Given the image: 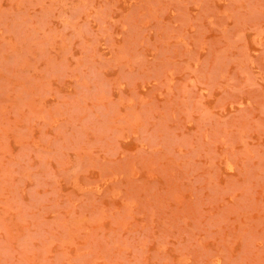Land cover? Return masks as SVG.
Here are the masks:
<instances>
[{"label": "rangeland", "instance_id": "rangeland-1", "mask_svg": "<svg viewBox=\"0 0 264 264\" xmlns=\"http://www.w3.org/2000/svg\"><path fill=\"white\" fill-rule=\"evenodd\" d=\"M0 264H264V0H0Z\"/></svg>", "mask_w": 264, "mask_h": 264}]
</instances>
